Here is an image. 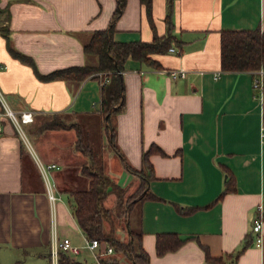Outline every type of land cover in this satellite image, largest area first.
I'll use <instances>...</instances> for the list:
<instances>
[{"label":"crops","instance_id":"obj_1","mask_svg":"<svg viewBox=\"0 0 264 264\" xmlns=\"http://www.w3.org/2000/svg\"><path fill=\"white\" fill-rule=\"evenodd\" d=\"M168 1L152 0L148 17L140 0H126L114 23L116 41L150 42L168 34L172 40L164 53L150 56L158 67L126 61L123 107L111 116L113 144L104 127L119 159L108 155L104 171L133 192L138 180L125 162L141 169L143 152L160 149L148 157L154 197L131 208L138 211L131 228L142 233L149 264H264V222L260 246L251 232L264 197V75L259 91L252 86L259 69L220 68V32L264 31V0H173L170 28ZM115 8L116 0H0V94L12 111H33V122L24 125L36 149L26 147L24 131L0 103V264H51L54 238L79 245L85 237L66 193L77 188L59 179L64 171L87 187L80 173L87 158L74 149L73 129L38 132L37 121L60 115L80 124L78 116L101 114V79L43 81L38 74L95 64L83 46L92 32L109 26ZM178 69L186 77L171 78L169 71ZM37 161L56 165L51 178L67 202L61 198L54 209ZM227 179L234 188L221 196ZM187 208L194 210L180 211ZM164 232L189 239L158 256L156 235ZM202 246L221 262L206 261Z\"/></svg>","mask_w":264,"mask_h":264},{"label":"trees","instance_id":"obj_2","mask_svg":"<svg viewBox=\"0 0 264 264\" xmlns=\"http://www.w3.org/2000/svg\"><path fill=\"white\" fill-rule=\"evenodd\" d=\"M145 12L150 16L152 0H140ZM173 0L168 1L166 23L171 27V11ZM126 0H116V8L112 14L109 26L103 30L92 32L89 41L84 44L83 51L87 55L96 57L95 64L71 66L54 70L48 74H38L43 81L73 80L81 82L87 77L105 80L100 86L101 108L104 117L109 143L113 144L114 130L111 126V116L119 112L124 103V83L122 72L128 59L148 63L158 67V63L151 59L152 54L164 53L172 40L168 34L165 37L154 36L150 42L129 41L122 42L114 39V23L122 14ZM22 60L30 59L18 52H14ZM220 68L223 71L239 72L253 71L264 68V31L252 30H222L220 32ZM101 74V77L99 75ZM76 134L74 149L87 158L82 165L80 173L88 181L84 189H71L66 191L72 216L87 239H96L106 242L117 254L125 256L126 263L119 261L116 255L101 258L100 264H149V255L141 242L142 233L131 228L128 212L132 206L146 199L154 197L148 186L153 180L154 173L149 161L151 152L160 149L153 146L142 154V168L134 169L125 162L124 166L137 180L138 186L130 192L129 187H121L104 171L103 164L99 162L91 145L84 140V133L79 123H66L57 115H53L37 128L38 132L44 130H71ZM117 149V148H116ZM234 188L233 180L227 179L221 196ZM115 196V208H109L105 202L108 195ZM194 208L180 209L182 213H191ZM264 218V197H263ZM123 225L126 237L117 236V229ZM189 238H181L176 233H158L156 235L155 249L158 256L167 252L176 251ZM205 259L208 262L220 263V258L212 257L208 249ZM58 264H89L68 256L64 252L58 253Z\"/></svg>","mask_w":264,"mask_h":264},{"label":"built area","instance_id":"obj_3","mask_svg":"<svg viewBox=\"0 0 264 264\" xmlns=\"http://www.w3.org/2000/svg\"><path fill=\"white\" fill-rule=\"evenodd\" d=\"M169 52H175L174 48H169ZM101 75V74H100ZM169 75L171 78H179V77H186L187 71L183 69L178 70H171L169 71ZM263 75L264 71L262 68L256 71V76L253 79L252 86L254 89L261 91L262 90V81H263ZM219 76V73L215 74L213 77L214 79H217ZM105 83V80H100V86ZM0 103L4 108V115L13 123L16 130L19 131L20 134L23 135V131L21 128V124H28L33 122L34 120V113L33 111L24 110L20 112H15L9 109L5 103L4 100L0 94ZM37 167L40 171V174L42 176V179L45 184V190L46 195L48 198V201L54 209L55 203L59 201L61 198L59 195H56L57 188L55 185V182L50 178L49 171L56 168L55 164H43L40 161H37ZM256 218L254 219L251 232L254 235V243L257 246H260L262 244V227H263V202L259 203L257 205L256 209ZM84 243L83 245H76L73 244L70 239L63 238L61 240H58L57 238H54L52 240L51 246H50V260L51 264H58V253L64 252L70 257H75L83 250H86L90 253V255L96 260V264H100L99 261L101 258L116 255L120 262L125 261V256L122 254H117L112 247H110L106 242H100L96 239H87L84 237Z\"/></svg>","mask_w":264,"mask_h":264},{"label":"rangeland","instance_id":"obj_4","mask_svg":"<svg viewBox=\"0 0 264 264\" xmlns=\"http://www.w3.org/2000/svg\"><path fill=\"white\" fill-rule=\"evenodd\" d=\"M50 117H52V116H50ZM50 117L39 118V120L37 121L38 126L42 125ZM57 117L62 119L66 123L75 122L74 118L64 117V116H60V115H57ZM76 118L79 120L80 124L82 125V127L84 129L83 133H84L85 142H87L91 145V147L94 150V154H95L96 159L99 162L103 163L105 170H107V168H109L108 167L109 166L108 165L109 164L108 163V155L110 157H114L115 159H119V156L115 152L114 148L110 144L106 143V137H105V133H104L105 121H104L102 115L100 113L96 112V114H93V115H87V116H82V117L78 116ZM27 127H28L27 125L21 124V128L25 133L24 137L22 136L23 138L22 137L21 138H22L24 144L26 145V147H29V148L31 147V149L34 150L36 153L33 137L29 134ZM59 137H61V136H59ZM59 139H61V138H59ZM67 141H68V136H65V142L64 143L66 144ZM65 151L66 150L63 149V152H65ZM36 155H37V157L39 156L38 153ZM43 164L45 165V163H43ZM116 167H118L117 163H115L112 168L114 170H118V169H116ZM53 171L54 170L49 171L50 178H51V173ZM70 173H72V172H70ZM75 178H76V175L74 176L72 174H66V172L63 171L61 178L59 179V182L64 183V182H66V179H67V180H70L71 183L75 184V186H76L75 188H77V189L86 188V187H81L80 181L75 179ZM83 179H84V177H83ZM56 195H58V192L56 193ZM59 197H60V195H59ZM61 198L67 202V199L65 198V196L62 195ZM56 203H59V202L57 201ZM115 203H116V200H114V196L111 195L107 199L106 205L108 207L112 206V209H114ZM127 218H129L128 220H130V225L132 226L138 218L137 207H134L131 211L128 212ZM117 236H119V238H121V239L126 237V233L123 229V225L117 229ZM83 240H84V238L81 239V243L79 245H83V243H84ZM75 257L77 258V260L86 261L89 264H95L96 263V260L86 250H83L80 255L75 256ZM122 263H126V260L123 261Z\"/></svg>","mask_w":264,"mask_h":264}]
</instances>
